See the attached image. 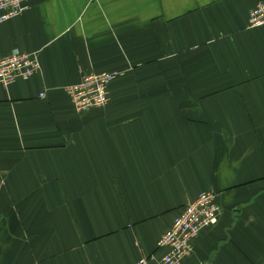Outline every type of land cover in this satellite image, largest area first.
I'll return each mask as SVG.
<instances>
[{
  "label": "crops",
  "instance_id": "crops-1",
  "mask_svg": "<svg viewBox=\"0 0 264 264\" xmlns=\"http://www.w3.org/2000/svg\"><path fill=\"white\" fill-rule=\"evenodd\" d=\"M256 3L32 0L0 20V56L40 63L0 85V264H159V236L206 190L218 222L181 264H264ZM110 69L105 106L77 111L64 87Z\"/></svg>",
  "mask_w": 264,
  "mask_h": 264
},
{
  "label": "built area",
  "instance_id": "built-area-1",
  "mask_svg": "<svg viewBox=\"0 0 264 264\" xmlns=\"http://www.w3.org/2000/svg\"><path fill=\"white\" fill-rule=\"evenodd\" d=\"M31 0H0V20L20 15ZM250 26L264 27V1L258 0L248 13ZM40 63L36 52L23 51L14 47L0 56V85L8 86L15 78L28 79L39 72ZM116 71H97L83 73L80 80L65 87L74 108L78 111L86 108L104 106L108 100L107 88ZM43 96V92L39 94ZM217 194L213 190L201 191L197 196L180 208L172 218L170 227L163 232L157 244L167 251L160 257L159 264H181L182 259L191 252L192 242L204 227L218 222L221 211ZM134 264H146V258Z\"/></svg>",
  "mask_w": 264,
  "mask_h": 264
},
{
  "label": "rangeland",
  "instance_id": "rangeland-1",
  "mask_svg": "<svg viewBox=\"0 0 264 264\" xmlns=\"http://www.w3.org/2000/svg\"><path fill=\"white\" fill-rule=\"evenodd\" d=\"M31 1H32V0H31ZM110 70H113V69H110ZM110 70H108V71H110ZM113 71H114V70H113ZM116 72H117V73H116L115 77H117V76L120 74L119 71H116ZM115 77H113V78H115ZM113 78H112V79H113ZM77 82H78V81H77ZM110 82H111V81H110ZM75 83H76V82H75ZM108 85H109V84H108ZM65 87H66V86H65ZM65 87H64V90H65ZM108 90H109V89L107 88V93H108ZM67 95H68V94H67ZM107 101H108V100H107ZM106 103H107V102H106ZM104 106H105V105H104ZM98 107H101V106H98ZM98 107H93V108H98ZM102 107H103V106H102ZM77 111H78V110H77ZM82 111H83V110H82ZM206 191H208V190H206ZM214 192H215V191H214ZM216 194H217V193H216ZM195 197H196V196H195ZM195 197H194V198H195ZM194 198H193V199H194ZM193 199H192V200H193ZM217 200H218V196H217ZM190 201H191V200H190ZM188 202H189V201H188ZM218 202H219V201H218ZM185 203H187V202H185ZM219 204H220V203H219ZM183 205H184V204H183ZM183 205H182V206H183ZM182 206H181V207H182ZM181 207H180V208H181ZM220 207H221V206H220ZM180 210H181V209H180ZM220 213H221V211H220ZM219 216H220V215H219ZM218 219H219V217H218ZM217 221H218V220H217ZM212 224H213V223H212ZM214 224H215V223H214ZM209 226H210V225H209ZM206 227H207V226H206ZM204 228H205V227H204ZM157 245H158V244H157ZM165 250H166V249H165ZM166 251H167V250H166ZM164 253H165V252H164ZM164 253H163V254H164ZM163 254H162V255H163ZM160 257H161V256H160Z\"/></svg>",
  "mask_w": 264,
  "mask_h": 264
}]
</instances>
